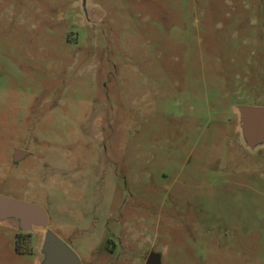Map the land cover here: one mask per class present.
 Masks as SVG:
<instances>
[{
	"label": "rangeland",
	"instance_id": "rangeland-1",
	"mask_svg": "<svg viewBox=\"0 0 264 264\" xmlns=\"http://www.w3.org/2000/svg\"><path fill=\"white\" fill-rule=\"evenodd\" d=\"M251 105L264 0H0V194L83 264H264ZM45 230L0 220V264H41Z\"/></svg>",
	"mask_w": 264,
	"mask_h": 264
},
{
	"label": "water",
	"instance_id": "water-1",
	"mask_svg": "<svg viewBox=\"0 0 264 264\" xmlns=\"http://www.w3.org/2000/svg\"><path fill=\"white\" fill-rule=\"evenodd\" d=\"M243 110L247 132L255 140L261 139L264 130V106L251 105L244 107ZM27 153L26 150L16 149L15 160ZM9 218L18 219L23 231H29L34 227L46 229L41 247L44 254L41 264H83L77 252L49 228L48 212L43 206L0 194V220ZM146 264H162L160 253L151 251Z\"/></svg>",
	"mask_w": 264,
	"mask_h": 264
},
{
	"label": "flooded vegetation",
	"instance_id": "flooded-vegetation-1",
	"mask_svg": "<svg viewBox=\"0 0 264 264\" xmlns=\"http://www.w3.org/2000/svg\"><path fill=\"white\" fill-rule=\"evenodd\" d=\"M27 156V155H26ZM25 157V156H24Z\"/></svg>",
	"mask_w": 264,
	"mask_h": 264
}]
</instances>
